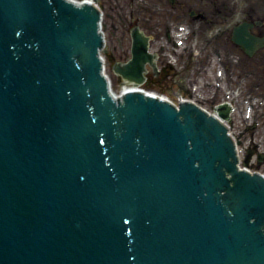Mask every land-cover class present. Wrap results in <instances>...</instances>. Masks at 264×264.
I'll list each match as a JSON object with an SVG mask.
<instances>
[{"label":"water","instance_id":"water-1","mask_svg":"<svg viewBox=\"0 0 264 264\" xmlns=\"http://www.w3.org/2000/svg\"><path fill=\"white\" fill-rule=\"evenodd\" d=\"M100 21L88 3L0 0V264H264V176L195 105L115 98ZM131 39L112 70L141 84L154 56Z\"/></svg>","mask_w":264,"mask_h":264},{"label":"flooded vegetation","instance_id":"flooded-vegetation-1","mask_svg":"<svg viewBox=\"0 0 264 264\" xmlns=\"http://www.w3.org/2000/svg\"><path fill=\"white\" fill-rule=\"evenodd\" d=\"M123 1L119 5L116 0H97V3L101 8L102 2L103 8L108 9L105 12L116 16L129 35L137 29L148 38L156 54L158 76L151 66L145 76L161 93L172 96L186 93L194 83L202 82L198 87L201 93L216 95L214 85L205 82L201 75L208 71L216 78L217 60L226 75L236 78L237 70V84L242 89L246 86L241 81L251 78L255 81L251 93L264 96V0H129L128 7L132 10L128 24L119 14ZM111 27L115 28L114 24ZM180 32L182 49L176 48L172 39V34ZM235 37L252 40L250 48L237 44ZM167 50L175 55L174 63L163 58ZM183 55L185 59L179 62ZM209 89L213 91L205 93ZM253 147L258 155V148Z\"/></svg>","mask_w":264,"mask_h":264},{"label":"rangeland","instance_id":"rangeland-1","mask_svg":"<svg viewBox=\"0 0 264 264\" xmlns=\"http://www.w3.org/2000/svg\"><path fill=\"white\" fill-rule=\"evenodd\" d=\"M74 1L81 2L83 0H74ZM115 3L117 5H119L120 0H116ZM129 3H130L129 0L123 1V9L119 11V14L122 16L121 19L126 20L125 24L129 23L130 13L132 10V9H130V7H128ZM100 5H101L102 10L104 11L103 20L101 23H102V32H103L104 37H105V46H104V49H103L101 54H102V57H103L104 62H105V69H106L105 75L107 76V78L110 82L112 92L114 94L118 95V94H120V92L122 90H124L125 86L122 85L121 79L118 76L114 75V73L112 72L111 65L108 64L109 54H113V56H114V59L111 60V62H125V61H127L130 58L131 40H130L129 32H127L123 28L121 21L118 20V18L116 16H113L112 14L106 13L105 11H108V9L103 8L102 2ZM112 12L116 13L117 10H113ZM111 24H114L115 28H112ZM188 45L190 46V44H188ZM153 48H154V45H153ZM166 55L167 56L172 55V51L167 50L163 54V58L165 59V61L169 62L170 59H169V57H165ZM174 59H175V57H174ZM184 59H185V57L183 55V57L179 60V62L183 61ZM223 61H224V59H223ZM179 62H178V67H179ZM210 62L211 61H209V60L205 61V63H208V64H210ZM205 69H206V67H205ZM214 70H216V78H215V75H210L208 73V71H207V73H205V76L201 75V78L203 80H205V82L209 81L210 84H213L214 89L216 90V95L208 96L207 101H209V99L214 97V99H216V103H220V102L224 101L223 99L225 98V96H224V93L226 92L225 90L230 87L231 83H230V81H227L225 76H222L220 74L222 70L219 72L220 67H219L217 60H216V69H214ZM237 74H238V72L236 70V75H234V76H236V78L233 77L234 79H232V83L233 82L239 83V81H237ZM218 75H219V78H217ZM192 82H193V79H192ZM254 82L255 81L251 78L244 79L243 81H241V83L244 86H246L245 87L246 89H244V87H243V92L241 93V95H239L236 98V102L235 101H234V103L232 102V106L236 107L238 109H236L231 114L232 117H231V120L228 124V129H229V134H230V136L234 142L239 143L240 141H243V144L240 145L239 148L241 147L242 149H244V146L247 145L245 143L257 142L259 144L257 146L258 150L263 153L264 152V96L255 95V94L251 93V90L253 89L252 85ZM215 83H216V85H218V87L220 86V89H221L220 91H219V88L215 87ZM198 87H200V86H198ZM141 88L147 92H150V93H155V94L160 95V96L163 95L161 93V91L158 90V86H154V84L150 83L149 80L148 81L146 80V82L143 84V86ZM211 91H213V90L209 89L205 93H210ZM254 91H256V89H254ZM168 94L171 95V93H168ZM166 96H168V95H166ZM172 97L168 96V98L171 101L175 102L177 97H174V98H172ZM185 97L187 98V96H185ZM185 97H181V98L183 99ZM253 97H257V100L253 101L252 100ZM197 99H201V97H198ZM249 99H250V101H249ZM246 101H248L249 106L251 104H254L257 107L253 111L249 110L248 116L245 115L246 104H244V103ZM201 105L203 106V108L205 110L211 112L212 104L205 105L204 103H202ZM247 127H249V128H247ZM241 167L243 169L250 171V172H260L261 174L264 175V161H262L261 163L254 162L253 165L251 167H248V168H245L242 165H241Z\"/></svg>","mask_w":264,"mask_h":264}]
</instances>
